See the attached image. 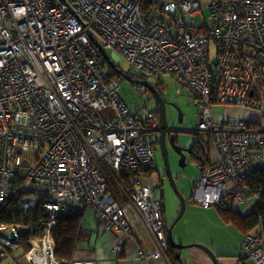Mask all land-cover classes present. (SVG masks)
I'll list each match as a JSON object with an SVG mask.
<instances>
[{
	"label": "built area",
	"instance_id": "built-area-1",
	"mask_svg": "<svg viewBox=\"0 0 264 264\" xmlns=\"http://www.w3.org/2000/svg\"><path fill=\"white\" fill-rule=\"evenodd\" d=\"M150 3L152 21L144 0H0V205L39 193L49 214L40 252L48 248L52 262L58 216L82 206L100 215L104 231L127 234L133 211L150 236L137 259L173 264L157 188L130 191L120 181L134 172L136 186L154 169L159 119L127 105L94 41L124 58L140 80L169 75L196 99L199 139L215 162L202 172L195 202L219 207L228 196L240 212L248 201L241 186L263 165L264 132L244 119L217 120L212 108L264 113V0ZM204 9L209 17L198 26ZM107 108L115 112L109 121L100 114ZM11 232L18 236L16 228L0 227L3 256L16 247ZM242 254L264 264L263 231L245 235Z\"/></svg>",
	"mask_w": 264,
	"mask_h": 264
},
{
	"label": "rangeland",
	"instance_id": "rangeland-1",
	"mask_svg": "<svg viewBox=\"0 0 264 264\" xmlns=\"http://www.w3.org/2000/svg\"><path fill=\"white\" fill-rule=\"evenodd\" d=\"M209 14L210 13L208 9L201 11V15H197L195 17L197 25L201 26L203 24V19L208 18ZM211 45V57L213 60L215 58L216 45L213 42ZM107 53L120 71H122L124 74H127L130 78L140 80L137 72L130 70L129 64L124 58L111 50H108ZM103 62L106 64V67L104 66L105 71L111 70L115 72L113 67L106 59H104ZM121 78L115 80L120 85L121 95L129 107H131L134 111H140L143 114L150 110L156 109L157 111V100L153 94L148 91V89L137 86L132 81L124 77ZM143 81L150 82L155 86L157 85L166 104L168 125L170 128L176 129L177 142L179 145L182 148L189 150L195 141L200 140L199 132L197 131V121L201 112V107L197 104L196 99L189 95L187 89L182 87V85H179L175 78L169 75H166L159 80L155 78H149L143 79ZM230 107L233 106L214 105L212 111L215 116L217 114L223 115L224 112H227L228 108ZM246 110L247 112H250L251 110L255 111V113L257 112L256 114L261 116V118L264 117V113L260 111L249 108ZM100 114L105 121H109L115 116V112L112 108L103 109ZM228 118L235 117L232 116ZM155 149L157 154L156 167L158 168L159 173L162 175L165 169L163 156L156 146ZM169 159L172 173L176 182V187L179 193H181L187 201L184 216L176 224L173 230L174 241L177 244H180L176 241L178 240L179 236L197 235L206 239V242H208L207 247L211 251L213 250V253H215L214 250L221 251V249L227 250L229 252L235 250L236 244H238L239 240H242L243 236L236 228L227 227L225 225L221 217L218 215L217 207H207L211 209L215 215H204L198 213V209H204L206 207H203L201 204L195 202L192 196L194 195L196 184L202 175V171L198 168L189 154L187 155V159L183 167H181L179 163L180 157L173 151ZM145 182L146 184L151 183L153 186L159 185L157 189V195L161 201H163L165 210V214L163 215L164 223L166 230H168V226H170L177 219L180 213L181 201L179 199V195L173 184L168 181V179L163 178V180L160 182L159 180H153V178H146ZM143 185L144 184L141 183L140 185H136V187H141ZM232 186L233 185L230 183L229 188H232ZM133 189L134 188H132L130 191ZM22 197L24 199V204L28 206H32L36 201L34 195L32 194L26 193V195H23ZM257 201L258 199L256 197L250 198L248 201H246L240 210L241 215H248L252 210L253 203L255 204ZM206 210L208 211V209ZM240 252L241 251L239 249L237 253ZM242 263L255 264V262L251 259H245V261H242Z\"/></svg>",
	"mask_w": 264,
	"mask_h": 264
},
{
	"label": "crops",
	"instance_id": "crops-1",
	"mask_svg": "<svg viewBox=\"0 0 264 264\" xmlns=\"http://www.w3.org/2000/svg\"><path fill=\"white\" fill-rule=\"evenodd\" d=\"M156 88L158 89L157 85ZM150 111H153L156 115H158V110L156 111L155 109ZM137 112L138 114H143L140 111ZM256 113L255 111L252 110L250 112H247L246 109L233 106L228 108V111L224 112L223 115L217 114L216 116L215 115L214 116L217 120H221L223 118H228L232 116L235 118L244 119L248 121L250 124L255 123L260 128V131L264 132V117L261 118V116H259ZM156 135H155V140H157ZM155 146L157 147V144ZM159 152L162 153V151ZM155 155L157 159L156 150H155ZM262 160L264 165V149L262 150ZM147 173L149 172L142 173V183L144 185H149L158 189L159 185L153 186V184L151 183L146 184L145 182L146 178H150V179L153 178V180H159L160 182L163 180L162 175L161 173H159L156 165L148 175ZM129 178H130L129 182L131 183V177ZM136 185H140V184H136ZM133 188L135 189L137 187L134 186L133 184ZM118 199L122 202V204L125 203V199L122 196L118 195ZM206 209H208V211ZM74 212L76 215L81 216L80 218L81 232L78 238L80 239V242L78 243L76 250L73 252L71 264H151L137 259L140 247L143 245V243H149L150 236L145 224L137 216H135L133 211L128 212V216L132 224L131 234L121 233L115 230L104 231L102 219L100 215L93 209L82 206H74ZM217 212L224 222V218L219 214L218 208H217ZM198 213L204 215L214 214L212 210L207 207L204 209L203 208L198 209ZM225 225L227 227L236 228L238 232L243 237H245V234L239 228L226 223ZM169 227L170 226H168V229ZM243 237L242 240L244 239ZM242 240L241 241L239 240L238 244H236V248L234 247L235 250H232V252H229L224 249L223 250L221 249V251L214 250L215 252L214 255L217 256L220 264H243L242 261H245V259H250L246 257H242V259L237 257V255L242 254V247L244 242V240L243 241ZM176 241L180 243L179 245L189 246L188 248H184V249L174 248L176 251L177 260L180 261L179 264H215L206 251H204L202 248H198L194 246V245H201V246L205 245L204 247H206L210 252L213 253V250L211 251L207 247L208 242H206L205 238H202L197 235L196 236L183 235V236H179L178 240ZM42 246L43 245L42 242H40V240H36L32 242V248L34 249L35 253H39L40 250L42 249ZM16 247L6 249L7 255L3 256L2 255L3 249L2 246L0 245V264H33L31 259L28 256H26L27 254L21 256L20 251H18ZM239 249L241 252L237 253ZM42 253L44 252L41 251L39 254ZM46 261L47 262H45L44 264H62L58 262L56 258L54 262L50 261L48 256H46ZM156 264H164V263H156Z\"/></svg>",
	"mask_w": 264,
	"mask_h": 264
},
{
	"label": "trees",
	"instance_id": "trees-1",
	"mask_svg": "<svg viewBox=\"0 0 264 264\" xmlns=\"http://www.w3.org/2000/svg\"><path fill=\"white\" fill-rule=\"evenodd\" d=\"M150 7V0H144V13L148 21H152ZM102 63L106 67L103 61ZM107 73L111 80L121 78L114 71L110 70ZM250 126L260 131V128L255 123H251ZM191 151L190 157L202 172L214 164V153L200 140L193 143ZM152 170L145 172L150 173ZM132 174L134 172H124L120 175L121 179L119 178L129 190L133 188V185L129 182V176ZM113 186H117L116 183ZM241 191L247 199L256 197L258 201L253 204L251 212L243 216L240 212L233 209L230 197L226 196V199L222 202V206L217 207L219 214L224 218V223L239 228L245 235L252 232H264V165L250 171L241 186ZM32 194L39 196V193L33 192ZM22 196H16L6 205H0V227L7 226L16 228L19 237L16 243V249L20 251L21 256H24L33 249L32 242L41 240L45 236L49 222V214L42 205L41 197H38V200L32 206H28L24 204ZM80 218L81 216L75 214L74 207L68 206L66 211L58 216L56 224L51 230L55 242V258L62 264L72 263L73 252L80 242V239H78L81 232ZM168 257L173 264H179L180 261L177 260L176 251L170 244ZM237 257L242 259L244 256L240 254Z\"/></svg>",
	"mask_w": 264,
	"mask_h": 264
},
{
	"label": "water",
	"instance_id": "water-1",
	"mask_svg": "<svg viewBox=\"0 0 264 264\" xmlns=\"http://www.w3.org/2000/svg\"><path fill=\"white\" fill-rule=\"evenodd\" d=\"M94 43L99 48L103 58L106 59L110 63V65L113 67V69L115 70V72L118 75L132 81L137 86L148 89L154 95V97L157 100V105H158L157 110H158V118H159V123H160V133L162 135V156L164 159V167H165L164 172L162 174V178L168 179V181H170L173 184L175 190L177 191V193L179 195V199L181 201L180 213H179L177 219L170 225V227L167 231L168 242H169L170 246L175 248V249L188 248L189 246L177 244L173 238V230H174L176 224L182 219V217L185 213V210H186L187 203H186V199L184 198V196L181 193H179V191L176 187V182H175L174 175L172 173L171 163H170V159H169V150L167 149L165 141H164V138L166 135V130H167V115H166V104H165V101L163 99V96L158 91L156 86L153 85L152 83L147 82V81H143V80H134V79L130 78L127 74H124L122 71H120L115 66L114 62L111 60L107 51L105 49H103V47L100 44H98L96 41H94ZM171 145H172V151L180 157L179 163H180V166L183 167L185 165L187 155L188 154L191 155V153H192V151H191L192 147L189 150L182 148L180 145H178L176 143L175 138H172ZM17 238H18V236H16L14 232L10 233L11 242L16 244L17 240H18ZM194 246H196L198 248H202L204 251H206L209 254V256L211 257V259L214 261L215 264H220L217 256L214 255V253L210 252L206 247L201 246V245H194Z\"/></svg>",
	"mask_w": 264,
	"mask_h": 264
},
{
	"label": "flooded vegetation",
	"instance_id": "flooded-vegetation-1",
	"mask_svg": "<svg viewBox=\"0 0 264 264\" xmlns=\"http://www.w3.org/2000/svg\"><path fill=\"white\" fill-rule=\"evenodd\" d=\"M156 138H157V140H155V142L157 144V148L159 151H162V135L160 133V130L157 133ZM172 138H175L176 143L179 145V143L177 142V131H176V129L170 128V126L168 125V122H167V130H166V135H165L164 141H165L167 149L169 150V157L172 153V145H171ZM163 162H164V159H163Z\"/></svg>",
	"mask_w": 264,
	"mask_h": 264
},
{
	"label": "bare ground",
	"instance_id": "bare-ground-1",
	"mask_svg": "<svg viewBox=\"0 0 264 264\" xmlns=\"http://www.w3.org/2000/svg\"><path fill=\"white\" fill-rule=\"evenodd\" d=\"M48 255V248L42 254L38 253H30L29 258L33 262V264H44L46 261V256Z\"/></svg>",
	"mask_w": 264,
	"mask_h": 264
},
{
	"label": "clouds",
	"instance_id": "clouds-1",
	"mask_svg": "<svg viewBox=\"0 0 264 264\" xmlns=\"http://www.w3.org/2000/svg\"><path fill=\"white\" fill-rule=\"evenodd\" d=\"M158 116V115H157Z\"/></svg>",
	"mask_w": 264,
	"mask_h": 264
}]
</instances>
